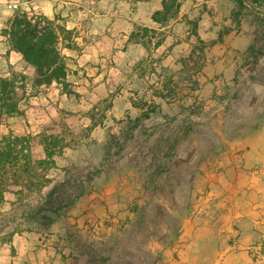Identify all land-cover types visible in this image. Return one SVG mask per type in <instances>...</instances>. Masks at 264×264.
Segmentation results:
<instances>
[{"label":"rangeland","instance_id":"1","mask_svg":"<svg viewBox=\"0 0 264 264\" xmlns=\"http://www.w3.org/2000/svg\"><path fill=\"white\" fill-rule=\"evenodd\" d=\"M12 1L21 6L0 0L3 35L16 13L40 14ZM99 1L55 0L72 10ZM175 22L174 54V42L156 50L162 31L136 25L127 42L144 54L123 58L101 96L25 74L0 134L26 137L35 161L47 141L53 162L7 168L3 180L16 171L18 185L0 202V264H264V0H181ZM67 177L82 195L50 226L33 221Z\"/></svg>","mask_w":264,"mask_h":264},{"label":"crops","instance_id":"2","mask_svg":"<svg viewBox=\"0 0 264 264\" xmlns=\"http://www.w3.org/2000/svg\"><path fill=\"white\" fill-rule=\"evenodd\" d=\"M30 3L35 5L38 13L49 19L57 22L60 17L63 27L71 32L69 37L64 39L61 35L59 40V49L67 67L66 80L72 82L81 93L84 82L92 89L94 97L111 92L106 87L110 80L107 75L115 74L121 68L119 62L123 58L133 64L134 60L142 58L144 49L127 42L136 25L163 32L164 39L156 50L174 42L171 49L174 54L182 46L177 42L179 22L160 24L151 18L152 13L161 8V0H136L134 5L126 0H106V5L99 1L96 7H85L82 10L56 5L55 0H30ZM125 43L127 46L123 49ZM12 72L33 76L34 69L23 60L19 52L11 48L7 37L0 32V76H9ZM54 85L57 83L45 85V88L50 90ZM56 89L59 90L58 87ZM34 109L39 110L40 107Z\"/></svg>","mask_w":264,"mask_h":264},{"label":"trees","instance_id":"3","mask_svg":"<svg viewBox=\"0 0 264 264\" xmlns=\"http://www.w3.org/2000/svg\"><path fill=\"white\" fill-rule=\"evenodd\" d=\"M236 2L241 7L245 0ZM180 5L181 0H161V8L154 11L151 18L157 23L164 24L176 16ZM4 34L11 48L19 52L23 60L33 67L32 86L48 85L53 82L64 86L67 84V67L59 49V40L63 34L62 38L69 37L71 34L69 30L56 25L53 19L42 14L29 16L22 12L9 19ZM131 35L133 33L130 37ZM160 42L161 40H157L154 45L157 46ZM25 80L26 76L23 73L12 72L11 76H0V125L7 117L19 112L18 103L26 92ZM44 151L46 157L35 161L31 158L26 137L14 135L12 132L0 134V202L4 200V192L11 190L8 186L18 185L16 171L12 172L14 182L5 183L7 168L17 166L22 172L30 174L35 169L34 165L48 166L53 162V151L47 141H44ZM34 177H37L36 170ZM43 178L45 182L51 181L45 175ZM80 186L70 185L68 177L53 184L43 199L32 208L31 219L45 227L50 226L62 210L73 205L82 195L83 190Z\"/></svg>","mask_w":264,"mask_h":264},{"label":"built area","instance_id":"4","mask_svg":"<svg viewBox=\"0 0 264 264\" xmlns=\"http://www.w3.org/2000/svg\"><path fill=\"white\" fill-rule=\"evenodd\" d=\"M10 8L12 7V8H18V6H21L20 5V3H12V4H10V5H8ZM25 8H26V10H30V6H28V5H26L25 6Z\"/></svg>","mask_w":264,"mask_h":264}]
</instances>
